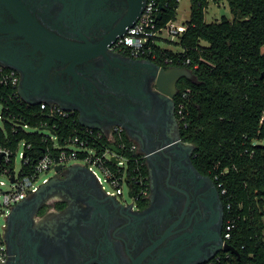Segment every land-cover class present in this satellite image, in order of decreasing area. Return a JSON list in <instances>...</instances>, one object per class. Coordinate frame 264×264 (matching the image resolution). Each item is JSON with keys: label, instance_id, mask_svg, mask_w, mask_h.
Masks as SVG:
<instances>
[{"label": "flooded vegetation", "instance_id": "obj_1", "mask_svg": "<svg viewBox=\"0 0 264 264\" xmlns=\"http://www.w3.org/2000/svg\"><path fill=\"white\" fill-rule=\"evenodd\" d=\"M20 1L43 22L51 10L58 33L102 53L73 65L48 58L8 28L24 16L0 0V56L15 64L4 63L28 88L31 98L23 96L71 106L80 120L83 112V123H94L84 124L104 130L122 125L146 153L149 186L139 196L129 191L133 200L126 202L84 167L61 171L5 216L3 264H202L229 252L219 183L195 163V144L182 134L177 96L185 77L170 96L158 89L154 64H172L117 43L147 0Z\"/></svg>", "mask_w": 264, "mask_h": 264}, {"label": "trees", "instance_id": "obj_2", "mask_svg": "<svg viewBox=\"0 0 264 264\" xmlns=\"http://www.w3.org/2000/svg\"><path fill=\"white\" fill-rule=\"evenodd\" d=\"M160 1L159 23L176 19L179 0ZM211 1L221 0H190L187 29L176 41L181 49L154 44L158 56L149 57L160 63L173 58L172 65L193 70L194 78L181 80L177 96V108L183 102L186 113L182 134L195 144V163L216 177L221 192L226 190L222 192L224 228L228 220L234 222L228 241L239 253L223 251L202 264H264V0H228L233 19L223 15L207 21ZM7 90L0 88V92ZM8 103L33 126L49 120L59 125L61 133H73L72 119L43 116L39 105ZM42 135L23 129L14 133L10 123L5 131L0 125V142L15 148L17 138L31 141L33 159L52 144ZM29 170L30 166L24 168ZM142 170L148 171L146 164Z\"/></svg>", "mask_w": 264, "mask_h": 264}, {"label": "built area", "instance_id": "obj_3", "mask_svg": "<svg viewBox=\"0 0 264 264\" xmlns=\"http://www.w3.org/2000/svg\"><path fill=\"white\" fill-rule=\"evenodd\" d=\"M180 1V0H179ZM159 12H163L160 0H147L139 18L121 34L117 43L130 48L137 56L152 55L154 58L158 54L153 50L154 44L160 43L164 31L173 37H179L186 29L185 22H176L171 18L160 24L162 19L158 17ZM165 62L171 64L173 58H166ZM190 63L188 57L185 60ZM0 88H8L6 92H0L1 121L0 125L6 131V123L11 124L14 133L19 130L39 131L45 141L52 140L42 154L33 159L29 150L32 142L25 138H17L16 147H12L8 142H0V174H7L12 184V188L3 191V204L0 206V228L1 218L6 216L12 207L26 198L28 195L37 192L42 184L58 177L61 171L72 165L85 167L108 193L120 195L123 193V185L127 184L129 191L133 195L146 193L149 186V173L142 170L146 164V153L141 151L138 144L125 131L122 125H114L108 130L84 124L73 108L65 107L58 102L41 100H27L20 90V75L12 67L0 62ZM186 96L187 92H183ZM8 100H13L19 107L39 105L43 116L48 118L72 119L73 133H61L59 125L49 120L43 121L41 125H31L26 121L22 111L12 110ZM178 112L180 119L186 118L184 103H179ZM30 127V129H28ZM47 129L48 132H44ZM116 146V149L113 148ZM21 158V167L16 170V158ZM70 160L77 162L68 165ZM62 165L60 170L56 166ZM30 166L28 172L24 168ZM132 167L133 172H130ZM54 168L58 173L54 176L45 177L42 184L37 180L42 171ZM99 171L103 172V175ZM103 180L108 181L113 189L106 188ZM139 185V191L135 189ZM220 185V184H219ZM135 189V190H134ZM225 188L222 192H225ZM234 222L228 220L226 224L225 236L230 237ZM6 260V247L0 236V264Z\"/></svg>", "mask_w": 264, "mask_h": 264}, {"label": "water", "instance_id": "obj_4", "mask_svg": "<svg viewBox=\"0 0 264 264\" xmlns=\"http://www.w3.org/2000/svg\"><path fill=\"white\" fill-rule=\"evenodd\" d=\"M7 1L9 2V5L12 9L17 10L19 13H21L24 16L23 19H21L20 25L11 24L9 25L8 28L16 29L15 31L23 34L27 40L31 41L36 45V47H39L42 51H44L47 54L48 58L50 59L57 58L64 61L72 60V65H73L74 63L81 61L83 59H89L91 57H95L102 54L101 51L95 49L94 46L86 49L84 47L79 46L80 44H78L76 41L71 40L58 33V31L54 29V23L56 18L51 16V10H49V12L47 13L49 19L48 18L44 19L45 22H43L40 19H38L36 16H34L31 13V11L23 4L22 1L20 0H7ZM141 13H142V9L135 10L131 19L125 25L123 30L120 31V34L125 33L127 28L131 26L139 18ZM44 17H46V15H44ZM158 17L159 18L162 17V12H159ZM0 61L8 65L10 64H12L13 66L15 65L13 64V62L6 60L2 56H0ZM154 65L158 68V76H157L158 89L170 96H175L177 94L178 80H180L183 77L193 79L195 76L193 70L187 65L173 64L170 65L169 67L159 66L158 64H154ZM20 90L24 96L31 98L30 92L28 88L24 86V84L20 85ZM31 100L37 101L35 99H31ZM68 108H71V106ZM82 115L83 112L81 114V120L83 122L84 120L82 119ZM84 123L91 124L92 122L90 123L86 121ZM113 148L116 149V146L113 145ZM77 167H83V166L76 164L70 166L69 168L74 169ZM56 168L57 170H60L62 168V165L58 164ZM56 178L57 177L53 178L47 183L42 184V186L38 191L47 187L48 184L56 180ZM224 250H229L234 253H239V250L230 243H226L224 245ZM204 262L205 261H203L202 263Z\"/></svg>", "mask_w": 264, "mask_h": 264}, {"label": "rangeland", "instance_id": "obj_5", "mask_svg": "<svg viewBox=\"0 0 264 264\" xmlns=\"http://www.w3.org/2000/svg\"><path fill=\"white\" fill-rule=\"evenodd\" d=\"M223 15L228 16L230 19H233V13L231 11L230 4L228 0H221L219 2L211 1L205 14V18L207 21H211L213 19H220ZM190 16V0H180L178 5V13L176 22L183 23L186 19ZM162 39L159 40L161 44L166 47L173 48L175 50L181 49L182 46L177 43L178 37H173L164 31L162 35ZM1 113V108H0ZM1 121V117H0ZM30 129V127L28 128ZM44 132H48L47 129H43ZM77 162L76 160H70L68 165H72L73 163ZM21 167V158L17 156L16 158V170L18 171ZM100 174L103 175L102 171H99ZM58 172L54 168H50L48 170L42 171L40 177L37 180L38 184L43 183V179L45 177H50L56 175ZM104 177V175H103ZM103 183L106 185V188L113 189L112 185L103 180ZM13 186L7 174H0V206L3 204V191L11 189ZM120 199L126 202H131L133 198L129 194V187L127 184L123 185V195H120ZM5 221V216L1 218V224Z\"/></svg>", "mask_w": 264, "mask_h": 264}]
</instances>
